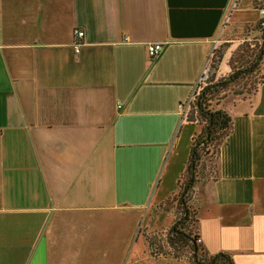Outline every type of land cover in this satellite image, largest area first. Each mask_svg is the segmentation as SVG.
I'll return each instance as SVG.
<instances>
[{"label": "crops", "instance_id": "0c3cea01", "mask_svg": "<svg viewBox=\"0 0 264 264\" xmlns=\"http://www.w3.org/2000/svg\"><path fill=\"white\" fill-rule=\"evenodd\" d=\"M259 20L253 0H0V264H189L145 236L174 217L196 129L180 106L218 38ZM260 74L221 101L232 132L190 202L199 244L234 264H264Z\"/></svg>", "mask_w": 264, "mask_h": 264}, {"label": "trees", "instance_id": "16d2710c", "mask_svg": "<svg viewBox=\"0 0 264 264\" xmlns=\"http://www.w3.org/2000/svg\"><path fill=\"white\" fill-rule=\"evenodd\" d=\"M253 4L256 8L264 5V0H253ZM239 39L243 47L237 59L233 58L232 52L215 53L213 49L215 59L213 64L210 61L212 74L201 86L194 109L187 115L186 121L194 124L196 129L176 189L160 206L174 210L172 223L163 234L165 242L162 247L154 244L156 254L162 257L185 258L189 264H234L228 254L211 255L197 242V219L190 202L199 182L216 178L220 147L232 132V119L219 108L221 101L228 95L251 96L262 83L260 66L264 61V20L246 26ZM219 68L220 74L216 76ZM151 241L150 246L154 243Z\"/></svg>", "mask_w": 264, "mask_h": 264}, {"label": "rangeland", "instance_id": "374dc122", "mask_svg": "<svg viewBox=\"0 0 264 264\" xmlns=\"http://www.w3.org/2000/svg\"><path fill=\"white\" fill-rule=\"evenodd\" d=\"M229 41V42H228ZM242 43H241V40L238 38V39H233L230 37H226V38H223L222 37H219L218 38V41L215 43V46H214V50H215V53L217 52H222L223 54H230V52H232V56L233 58L235 57V59H237L239 53H240V50L242 49L243 46H240ZM235 45V46H234ZM212 57V60H210ZM210 59H209V62H208V67H209V72L206 76V79L205 81L209 78V76L212 74V69L210 68V61H212V64H213V61L215 59V56H212L211 55ZM204 82H202V84L199 85L198 88H194L195 90L199 91L201 86L203 85ZM230 99V98H227V100ZM227 100H224L223 102L225 103L224 106L226 107L227 106ZM231 100V99H230ZM227 101V102H226ZM193 104L190 105V109L187 110V114H189L190 112L193 111ZM146 238H147V243L149 244L150 240H152L154 243L150 246L148 245V252L150 253V255L154 258V259H159V258H172V257H162L161 255L159 254H156L157 252V248H156V245L154 246V244H158L159 246L162 247L163 243L165 242V238L164 236L163 237H160L158 234H155V233H148L147 235H145ZM151 241V242H152Z\"/></svg>", "mask_w": 264, "mask_h": 264}, {"label": "built area", "instance_id": "2783aa9c", "mask_svg": "<svg viewBox=\"0 0 264 264\" xmlns=\"http://www.w3.org/2000/svg\"><path fill=\"white\" fill-rule=\"evenodd\" d=\"M256 9H257V11H258V13L260 15V20L259 21L264 20V5H259V6L256 7ZM73 36H74V39L76 41H80L83 38V33L80 30H74ZM77 48H78V44L75 45V52L78 51ZM161 49H162V45L158 44V43H152V44H148L146 46L147 53H148L149 57H151V58H155L159 54ZM208 62L206 63V66H205V68H204V70H203V72H202V74H201V76L199 78V81H198V83H197L195 88H198L199 85L202 84V82H205L206 76H207V74L209 72ZM198 93H199V91L194 89V91L192 92V95L190 96L189 100L185 104H182L180 106L181 111H182V118L183 119H185V120L187 119V115H188L187 114V110L190 109V105L194 104ZM197 242L200 243V239L199 238L197 239Z\"/></svg>", "mask_w": 264, "mask_h": 264}]
</instances>
